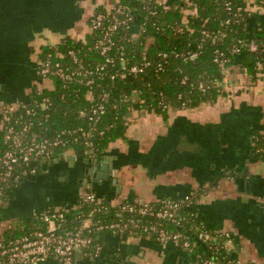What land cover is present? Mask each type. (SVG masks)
Wrapping results in <instances>:
<instances>
[{
    "label": "crops",
    "instance_id": "crops-1",
    "mask_svg": "<svg viewBox=\"0 0 264 264\" xmlns=\"http://www.w3.org/2000/svg\"><path fill=\"white\" fill-rule=\"evenodd\" d=\"M108 1L0 0V103L27 100L39 51L65 37L84 38L95 7ZM254 17L251 31L264 27V9ZM244 58L233 56L213 101L171 108L164 117L128 112L124 135L99 155L69 150L12 187L0 207V234L19 223L31 225L34 214L46 208H72L90 189L114 205L199 192L192 209L201 223L234 235V245L226 247L240 264H264V146L254 143L264 133V58L253 71ZM100 240L96 259L77 254L75 264H198L175 243L109 233Z\"/></svg>",
    "mask_w": 264,
    "mask_h": 264
},
{
    "label": "built area",
    "instance_id": "built-area-1",
    "mask_svg": "<svg viewBox=\"0 0 264 264\" xmlns=\"http://www.w3.org/2000/svg\"><path fill=\"white\" fill-rule=\"evenodd\" d=\"M192 0H183V4L191 6ZM249 0L248 2H252ZM163 11L170 8V0H155ZM100 6V11H95ZM95 7L87 21V33L91 36V42L88 44L85 37L80 40L82 46H74L61 50L59 44L48 45L47 52L38 58L35 69L34 89L30 91L29 97L25 101H15L11 103L0 104L2 143L5 148H0V207L4 206L12 187H15L21 181L34 177L40 172L44 163H50L53 159L64 157L67 151L73 150L71 145L82 141L86 147H92L89 141L95 134H101L95 124L100 114L105 111L104 100L107 99L106 92L93 94L92 84L94 77H102L107 73L108 65L114 67L118 65L114 72L109 74L110 80H114L118 75L125 73L138 75L149 67L150 61L143 57L139 63L128 65L125 58V51L122 45L117 47L115 34L119 29H123V39L133 41L144 31V28L137 23L135 9L120 0H109ZM261 6H254L252 11L258 13L262 11ZM148 15H155L156 10L148 9ZM240 10V9H238ZM183 17L187 13H196V7L192 9H182ZM238 16V15H237ZM242 19L241 17H237ZM184 22L175 23L172 30L178 32L181 30ZM149 36H147L148 39ZM151 39V38H149ZM213 41V40H212ZM238 46L231 50L233 53H239L245 47V50L252 53L258 52V46L250 40L243 44L237 41ZM95 52L102 57L101 63L94 65H85L82 55L84 51ZM116 50L118 60L112 56V51ZM174 56H178L172 51ZM163 58L167 57L165 53L161 54ZM186 60H194L196 52L187 55L182 54ZM213 61L222 69L224 75L227 73V62L222 52L216 50ZM60 81L63 88L72 86V93L76 92L75 86L90 85L86 94L91 103L88 109L79 110L78 115L84 117L88 122V130L84 131L82 127L64 128L55 133L53 137H45L42 131L45 130V123L49 120L52 110L55 106L54 100L43 94L44 90H53L54 81ZM186 79L182 80L185 83ZM219 81H215L216 85ZM198 88L205 92L208 88L204 83L199 82ZM78 90V89H77ZM64 95L61 96L63 100ZM127 102L142 101L137 90L131 91L130 95H125ZM163 108H167L163 105ZM188 107L182 106L180 109ZM137 111L141 114L146 112L143 108H134L130 106L128 112ZM7 146V147H6ZM89 156L94 157L90 149ZM195 194V193H194ZM189 194L180 199H160L155 202L138 201L135 203L119 202V214L126 212L131 217L123 221L101 223L93 220L101 199L92 191H84L81 198L95 207L85 212L84 219L78 228L70 229L65 227V212L67 207H53L52 211H45L40 214H34L35 223L31 230L19 236H5L0 234V264H39L48 259H54L60 264H75L77 254L83 257L96 259L101 252V245L93 243L91 236L93 234L109 231L112 235L124 236L127 238L144 237L154 240L162 245L175 243L183 250L192 252L195 240L200 245L205 246L213 237L209 230L202 225H194L193 232L187 234L181 232H172L168 228L169 224H179L178 215L181 208L192 209L199 199ZM114 204L110 203V206ZM75 206V205H74ZM73 206V207H74ZM115 206V205H114ZM72 207V208H73ZM197 216V213H196ZM147 218V222L142 224L141 218ZM198 217V216H197ZM33 222V223H34ZM221 236H228L227 232H218ZM136 234V235H134ZM134 235V236H133ZM231 243L229 240L226 242ZM195 258L197 256H194ZM198 264H212L209 259L196 260ZM237 264H240L237 261Z\"/></svg>",
    "mask_w": 264,
    "mask_h": 264
},
{
    "label": "trees",
    "instance_id": "trees-1",
    "mask_svg": "<svg viewBox=\"0 0 264 264\" xmlns=\"http://www.w3.org/2000/svg\"><path fill=\"white\" fill-rule=\"evenodd\" d=\"M120 1L135 9L137 23L144 28V31L137 39L129 41L123 39L124 30L119 29L115 34L117 47L123 46L128 65L141 62L142 56L150 61V65L141 74L125 73L122 76L118 75L114 80H110L109 74L113 73L118 65L115 64L113 68L108 65L107 73H103L101 78L94 77L90 83L92 93L106 92L107 94V99L103 102L105 111L99 115L94 126L102 133H97L90 138L91 148L86 147L82 142L83 139L73 143L71 148L80 154H88L91 149L95 156L99 155L110 141L122 137L126 129L124 115L130 106L143 108L164 117L171 108L193 107L206 100L213 101L218 92L215 81L221 80L224 75L222 69L213 61L216 50L228 58L227 68L236 54H245L243 63L248 71H253L255 63L264 58V27L251 31L249 26V22L255 19L256 14L251 8L261 6L264 9V0H253L252 2L247 0H192L191 6L181 4V0H172L167 11H163L155 0ZM192 6L196 7V13H187L183 17L181 8L191 10ZM147 7L156 10V14L148 15ZM100 10V6L95 9V11ZM237 15L242 16V19H238ZM181 22H184L181 30L173 31V24ZM147 36H149L148 39ZM85 39L88 44L91 42V36L86 35ZM238 40L243 44L253 40L258 46V52H248L243 47L241 52L233 53L231 50L234 46H238ZM82 45L84 44L80 41L65 37L58 46L59 49L64 50L72 46L79 48ZM47 50L48 48H43V55ZM83 51L82 58L85 65H94L103 61L97 53ZM172 51L178 56H174ZM192 52L197 53L194 60L181 57L182 54L187 55ZM111 53L118 60L119 53L116 50ZM162 53H165L167 57L163 58ZM183 79H186L185 83H182ZM199 82L208 86L205 92H201L198 88ZM54 84L53 90L43 91L44 95L54 100L55 106L49 120L44 124L45 130H41L42 135L53 137L60 129L75 127H82L84 131H87L89 124L84 117L78 115V111L88 109L91 105L86 97L90 85L75 86L73 88L76 92L72 93V86L63 88L58 80L54 81ZM33 89L34 86L31 91ZM133 90L139 92L142 101L133 103L123 101L124 96L130 95ZM62 95H64L63 100ZM163 105L167 108H163ZM254 143L256 146L263 147L264 133L256 137ZM0 148H5L1 131ZM200 194L198 192L194 195L198 198ZM100 199L98 207L102 208L95 212L93 220L106 224L117 222L119 219L126 221L131 217L126 212L119 214V206H110L111 198L100 197ZM94 207L92 203L84 201L80 196L75 206L65 212V227L78 228L81 220L84 219L85 212ZM49 210L52 211L53 207L46 208L37 214ZM147 220L142 217L140 222L144 224ZM178 221L177 225H168L172 232L187 234L189 231L193 232L195 224L202 225L196 212L185 207L180 209ZM35 223L38 222L31 223V225L19 223L11 226L7 232L9 234L5 236L22 235L36 226ZM208 230L213 239L205 246L191 239L195 243L191 252L197 256L195 260L209 259L212 264H237V258L233 257L226 247L228 240L232 246L234 245V235L228 233V236H221L218 232ZM106 233L111 234L109 231L93 234L91 236L93 243L100 244V239ZM125 237L127 238V235Z\"/></svg>",
    "mask_w": 264,
    "mask_h": 264
},
{
    "label": "flooded vegetation",
    "instance_id": "flooded-vegetation-1",
    "mask_svg": "<svg viewBox=\"0 0 264 264\" xmlns=\"http://www.w3.org/2000/svg\"><path fill=\"white\" fill-rule=\"evenodd\" d=\"M35 69H36V68H35ZM34 72H35V70H34ZM0 104H2V103H0ZM55 183H57V181H56V182H55V181H49V182H48V185H49V186H52V185H54ZM32 187L36 189V188H39L40 186H39L38 184H33V183H32Z\"/></svg>",
    "mask_w": 264,
    "mask_h": 264
},
{
    "label": "water",
    "instance_id": "water-1",
    "mask_svg": "<svg viewBox=\"0 0 264 264\" xmlns=\"http://www.w3.org/2000/svg\"><path fill=\"white\" fill-rule=\"evenodd\" d=\"M55 160H57V159H53V161H55ZM48 164H49V163H44V164L42 165L40 171H42V170H44L45 168H47V165H48ZM93 260H94V259H93Z\"/></svg>",
    "mask_w": 264,
    "mask_h": 264
}]
</instances>
